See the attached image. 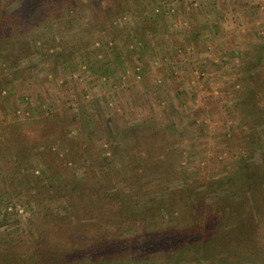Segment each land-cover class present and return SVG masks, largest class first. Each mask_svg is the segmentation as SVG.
<instances>
[{
  "label": "rangeland",
  "instance_id": "374dc122",
  "mask_svg": "<svg viewBox=\"0 0 264 264\" xmlns=\"http://www.w3.org/2000/svg\"><path fill=\"white\" fill-rule=\"evenodd\" d=\"M124 242L264 264V0H0V264Z\"/></svg>",
  "mask_w": 264,
  "mask_h": 264
},
{
  "label": "trees",
  "instance_id": "16d2710c",
  "mask_svg": "<svg viewBox=\"0 0 264 264\" xmlns=\"http://www.w3.org/2000/svg\"><path fill=\"white\" fill-rule=\"evenodd\" d=\"M75 209V208H74ZM91 209L92 210H95V212H98L99 214H101V212L102 211H107V209H108V207L107 208H102V204L101 205H99V207L98 206H95V207H91ZM89 231L87 230V229H85V228H83V230L81 229L80 231H78V235L79 236H81V237H85V236H88V237H95V236H97L96 234H94V235H87V233H88ZM62 232H60V233H57V234H61ZM91 233H94V232H91ZM59 235H56L57 237L59 236ZM65 236V235H64ZM62 237V236H61ZM60 237V238H61ZM107 240H110V239H108L107 238ZM214 241L216 240L215 238L213 239ZM63 241L61 240H59V239H56L55 241L54 240H52L51 241V243H55L54 245H53V248H55V250H64V251H66V253H68V254H74L76 251H77V249H74L75 248V246L74 245H70V244H68L67 242H65L64 241V243H63V245H61V249L59 248L60 247V244L62 243ZM173 241H171V243H172ZM205 246H208V245H210V243H208V241L206 240L205 241ZM128 246L129 245H127L125 242L124 243H122L121 244V246L120 245H118L117 243H116V248L115 247H110V249L107 251V254H109V255H106V254H104L105 256H107L109 259H108V263H110V264H113L116 260L115 259H117V256H118V253L120 252V253H122V251H124L126 254L124 255V256H126V258L128 257L129 259H136L137 257H135V255H133V253H132V251H130V248H128ZM167 246H168V250H171V249H173L174 250V247H172L171 246V244L169 245V244H167ZM173 250H171V252L173 251ZM97 251H100V249H98L97 248ZM96 251V253L95 254H97V256H100V254L101 253H99V252H97ZM57 252V251H56ZM60 252V251H59ZM91 252H93V250L91 249ZM104 252H106V251H104ZM79 254V251L77 252V255ZM95 254L93 255V257H95ZM71 255V256H72ZM88 256V255H87ZM92 256V255H91ZM91 256H89V258L91 257ZM202 261L203 260H199V261H197L198 262V264H200V263H202ZM78 262V261H77Z\"/></svg>",
  "mask_w": 264,
  "mask_h": 264
}]
</instances>
